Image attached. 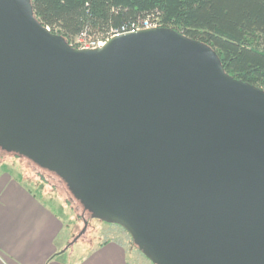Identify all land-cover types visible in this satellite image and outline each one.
Listing matches in <instances>:
<instances>
[{"label": "water", "instance_id": "95a60500", "mask_svg": "<svg viewBox=\"0 0 264 264\" xmlns=\"http://www.w3.org/2000/svg\"><path fill=\"white\" fill-rule=\"evenodd\" d=\"M0 148L156 264H264V89L203 42L150 27L75 48L0 0Z\"/></svg>", "mask_w": 264, "mask_h": 264}, {"label": "trees", "instance_id": "16d2710c", "mask_svg": "<svg viewBox=\"0 0 264 264\" xmlns=\"http://www.w3.org/2000/svg\"><path fill=\"white\" fill-rule=\"evenodd\" d=\"M30 1L34 16L75 48L148 20L209 45L228 75L264 89V0Z\"/></svg>", "mask_w": 264, "mask_h": 264}, {"label": "crops", "instance_id": "0c3cea01", "mask_svg": "<svg viewBox=\"0 0 264 264\" xmlns=\"http://www.w3.org/2000/svg\"><path fill=\"white\" fill-rule=\"evenodd\" d=\"M37 189L42 190V196ZM65 206L45 187L36 183L31 187L16 170L1 166L0 264H131L127 256L134 241L123 233L120 236L125 241H100L97 251L87 258L72 253L65 256L78 240L70 244L76 227L72 224L70 230Z\"/></svg>", "mask_w": 264, "mask_h": 264}, {"label": "rangeland", "instance_id": "374dc122", "mask_svg": "<svg viewBox=\"0 0 264 264\" xmlns=\"http://www.w3.org/2000/svg\"><path fill=\"white\" fill-rule=\"evenodd\" d=\"M11 152L13 151L9 152L0 148V167L5 166L10 169L13 168L19 173V177H21L26 184L31 187L33 183L39 184L42 188L45 187V189L50 192L55 199L66 203V206L63 209L65 213L69 214L71 219L69 228L70 230L73 229L72 224H75L76 227L71 235L70 241L82 228L83 220H87L85 231L80 238H78L75 244L68 248L65 256L72 253L71 255L73 256L79 254L81 259L87 258L91 253L97 251L96 244L106 239L112 241L118 240L122 243L123 239H121L120 233L123 232L116 228L117 224L93 216L90 210L83 207L80 200L79 201L81 203L71 196L72 192L59 175L47 170L44 167L38 166L28 158ZM35 191L42 196L41 189H37ZM130 247L133 249L127 248L129 250L127 259L131 262V264H154V262L148 259L149 257L141 252L142 249L139 248L135 242L130 244L129 248ZM131 250H133V252H131Z\"/></svg>", "mask_w": 264, "mask_h": 264}, {"label": "built area", "instance_id": "2783aa9c", "mask_svg": "<svg viewBox=\"0 0 264 264\" xmlns=\"http://www.w3.org/2000/svg\"><path fill=\"white\" fill-rule=\"evenodd\" d=\"M143 24L144 25L142 27L135 25V26L131 27L130 29L121 28V30H119V31H114L110 35V37H112L114 35H117V34H120V33H124V32L136 31V30H139V29L150 28V27H158L156 24H153V23L149 22L148 20H145L143 22ZM106 40H103V41H101V40H98V41H85L83 39H78V42L80 43L79 48H96V47H100L101 44H103V42H105Z\"/></svg>", "mask_w": 264, "mask_h": 264}, {"label": "bare ground", "instance_id": "6f19581e", "mask_svg": "<svg viewBox=\"0 0 264 264\" xmlns=\"http://www.w3.org/2000/svg\"><path fill=\"white\" fill-rule=\"evenodd\" d=\"M106 44V41L105 42H103V44H101V46H104ZM100 46V47H101ZM97 48V47H96ZM84 49H87V48H84ZM108 217H110L112 220H114V221H117V222H120L121 224H123V225H125L126 227H128L129 228V226H128V224L126 223V222H124L123 220H121V219H119V218H117V217H113V216H108ZM130 229V228H129Z\"/></svg>", "mask_w": 264, "mask_h": 264}]
</instances>
